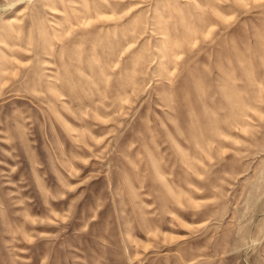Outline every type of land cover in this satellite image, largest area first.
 I'll return each mask as SVG.
<instances>
[{
    "label": "rangeland",
    "instance_id": "rangeland-1",
    "mask_svg": "<svg viewBox=\"0 0 264 264\" xmlns=\"http://www.w3.org/2000/svg\"><path fill=\"white\" fill-rule=\"evenodd\" d=\"M0 264H264V0H0Z\"/></svg>",
    "mask_w": 264,
    "mask_h": 264
}]
</instances>
